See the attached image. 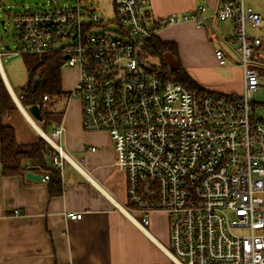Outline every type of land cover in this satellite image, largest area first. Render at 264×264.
<instances>
[{
    "label": "built area",
    "instance_id": "2783aa9c",
    "mask_svg": "<svg viewBox=\"0 0 264 264\" xmlns=\"http://www.w3.org/2000/svg\"><path fill=\"white\" fill-rule=\"evenodd\" d=\"M82 1L90 0L10 13L17 45L6 46L0 57L53 51L63 65L77 67V84L67 97L80 99L85 131L109 135L115 164L125 173L128 208L142 214L140 225L149 223L151 212L169 217L174 263L264 264V113H254L252 99L260 86L253 54L263 40L246 32L263 17L244 0H221L213 9L211 17L234 23L243 87L236 96L198 95L148 73L138 61L157 27L200 23L204 5L152 27L143 14L147 0H109L110 11L102 14ZM214 51L227 60L220 48ZM4 116L0 108V135ZM63 131L59 123L41 134L55 150L57 169L68 158ZM24 168L30 171L29 163Z\"/></svg>",
    "mask_w": 264,
    "mask_h": 264
},
{
    "label": "crops",
    "instance_id": "0c3cea01",
    "mask_svg": "<svg viewBox=\"0 0 264 264\" xmlns=\"http://www.w3.org/2000/svg\"><path fill=\"white\" fill-rule=\"evenodd\" d=\"M220 1L147 0L143 14L149 25L156 27L167 15L204 5L202 22L183 20L157 27L154 34L163 42L175 43L183 69L198 85L212 93L236 96L242 92L243 76L232 32L234 23L211 17ZM244 2L263 17L261 25L247 26L246 32L262 38L258 57L264 59V0ZM215 48L223 51L225 62L216 57ZM0 70L2 83L17 105L20 101L7 82L1 63ZM61 79L60 72V82ZM65 80L70 86L76 82ZM64 101L63 118L45 125L50 131L59 123L64 126L60 141L68 158L63 160L61 169L52 163L58 173L33 169L31 172L41 176L33 180L26 177V171L5 176L0 170V264H120L135 243L147 244L165 264H176L168 254L167 223L155 217L148 227H142L140 219L128 208L125 173L115 164L116 154L107 132L85 131L79 99ZM24 116L36 133L29 141L34 142L42 137L41 120L35 123L39 127L36 128ZM45 174L50 178L54 175L60 182V193L50 195V178L42 179ZM69 212L82 217L68 218Z\"/></svg>",
    "mask_w": 264,
    "mask_h": 264
},
{
    "label": "trees",
    "instance_id": "16d2710c",
    "mask_svg": "<svg viewBox=\"0 0 264 264\" xmlns=\"http://www.w3.org/2000/svg\"><path fill=\"white\" fill-rule=\"evenodd\" d=\"M260 49L261 47L259 46L253 54L256 68H258V64H264V59L258 57ZM37 56L38 58L33 63L28 59L26 61L28 63L27 85L22 89L18 98L20 103L26 107L38 105L42 115L40 127L46 132L45 125L52 121L51 115L56 113L53 109L54 103L56 100L60 101L68 98V93L63 92L60 82V71L63 65L62 55L58 52L50 51L48 54ZM168 56L174 59V65L168 66L166 64ZM154 59L157 60V63L152 62ZM138 62L148 73H156L164 78L172 79L193 93L198 95L212 93L206 91L189 77L178 59V50L173 42H163L158 36L153 35L148 41V47L140 53ZM0 96L4 99L5 108L7 105H14L1 80ZM44 96L47 99H44ZM53 99H55L54 103ZM0 143V170L5 176L25 173L24 165L26 163H29L30 171L41 168L52 174L53 172L58 173L52 165V157L56 154L55 150L42 137H38L34 142L19 143L16 139L14 128L9 125H3ZM49 182L51 183L50 195L60 193V182L55 180L54 175L51 176Z\"/></svg>",
    "mask_w": 264,
    "mask_h": 264
},
{
    "label": "rangeland",
    "instance_id": "374dc122",
    "mask_svg": "<svg viewBox=\"0 0 264 264\" xmlns=\"http://www.w3.org/2000/svg\"><path fill=\"white\" fill-rule=\"evenodd\" d=\"M76 0H0V21L3 20V25L0 24V52L2 53L6 46L11 50L17 45L16 34L14 30V25L11 23L10 13H13L22 9H33V8H45L50 4H59V5H72ZM81 5L83 7H94L99 14L108 13L110 11L109 0H90L82 1ZM40 54H16L7 56L2 55L0 57L1 68L4 71L5 78L7 82L13 89V92L16 98L19 97L22 89L27 85L28 80V68L26 61L27 59L33 63ZM152 62L157 63V60L154 59ZM166 64L168 66L174 65V59L171 56L167 57ZM61 84L62 90H73L77 84L78 69L74 66H69L67 64L61 66ZM258 74L260 76V86L255 93L252 95L254 101V113L256 115L264 113V65L258 64ZM1 74V73H0ZM67 81H76L72 86L69 85ZM76 79V80H75ZM78 99L77 97H74ZM19 100V98H18ZM53 103L55 99L52 100ZM80 101V99H79ZM66 101L63 102V99L57 101L53 105V109L56 113L51 115L52 121H60L63 118L62 106ZM4 99L0 96V108L5 114L3 118V125H10L15 130L16 139L19 143L29 142L31 138L36 134L33 128L28 123L24 114L20 112L17 105L6 106L5 108ZM23 109L27 113V107L22 105ZM30 116V115H29ZM30 118L34 123H37L31 116ZM36 125V124H35ZM39 125V124H38ZM37 126V125H36ZM46 133L50 134V130L46 129ZM64 149V148H63ZM264 197V192H262ZM158 211V214H149V221L155 217L162 223H167L169 225V217L166 213L161 214ZM134 217L140 219L142 214L137 211H131ZM152 221V220H151ZM148 227V225L146 226ZM135 243V242H134ZM130 247V251L126 256H123V259L120 261V264H165L162 258L157 257L154 253V250L149 247L147 244L140 245V243H135ZM169 247V246H168ZM169 249V248H168Z\"/></svg>",
    "mask_w": 264,
    "mask_h": 264
},
{
    "label": "water",
    "instance_id": "95a60500",
    "mask_svg": "<svg viewBox=\"0 0 264 264\" xmlns=\"http://www.w3.org/2000/svg\"><path fill=\"white\" fill-rule=\"evenodd\" d=\"M3 21H0V24H2ZM3 25V24H2ZM66 57V56H65ZM27 113L35 120H41L42 119V115L41 112L39 111V107L38 105H30L27 107ZM26 177H28L29 179H33V180H38L41 178L40 174H35L34 172L31 171H26L25 173Z\"/></svg>",
    "mask_w": 264,
    "mask_h": 264
},
{
    "label": "bare ground",
    "instance_id": "6f19581e",
    "mask_svg": "<svg viewBox=\"0 0 264 264\" xmlns=\"http://www.w3.org/2000/svg\"><path fill=\"white\" fill-rule=\"evenodd\" d=\"M16 103H17V102H16ZM17 106H18L19 109L22 111V113H24V114L26 115V117H27V118L29 119V121L34 125V127L39 128L38 126L35 125V123L33 122V120L30 118L29 114L26 113V111L23 109L22 105H21L19 102L17 103ZM39 130H40L41 134H43V130H41L40 128H39ZM44 135H45V134H44ZM45 136H46V135H45Z\"/></svg>",
    "mask_w": 264,
    "mask_h": 264
}]
</instances>
